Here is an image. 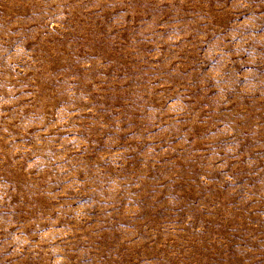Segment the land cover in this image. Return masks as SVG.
Instances as JSON below:
<instances>
[{"label": "rangeland", "instance_id": "rangeland-1", "mask_svg": "<svg viewBox=\"0 0 264 264\" xmlns=\"http://www.w3.org/2000/svg\"><path fill=\"white\" fill-rule=\"evenodd\" d=\"M0 264H264V0H0Z\"/></svg>", "mask_w": 264, "mask_h": 264}]
</instances>
